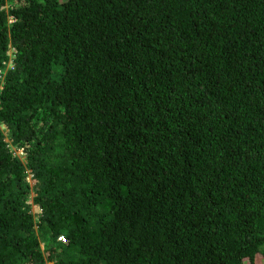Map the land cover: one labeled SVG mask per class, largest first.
I'll return each instance as SVG.
<instances>
[{"label": "trees", "instance_id": "obj_1", "mask_svg": "<svg viewBox=\"0 0 264 264\" xmlns=\"http://www.w3.org/2000/svg\"><path fill=\"white\" fill-rule=\"evenodd\" d=\"M48 263L264 264V0H0V264Z\"/></svg>", "mask_w": 264, "mask_h": 264}, {"label": "clouds", "instance_id": "obj_2", "mask_svg": "<svg viewBox=\"0 0 264 264\" xmlns=\"http://www.w3.org/2000/svg\"><path fill=\"white\" fill-rule=\"evenodd\" d=\"M10 20L13 21L12 18H11ZM12 21H11V22H12ZM16 153H17V151H16ZM18 153H20V157H25V156H23V150L18 151ZM33 214H34V213H33ZM65 240H66V238H65L64 236H61V237L59 238V241L64 242Z\"/></svg>", "mask_w": 264, "mask_h": 264}, {"label": "rangeland", "instance_id": "obj_3", "mask_svg": "<svg viewBox=\"0 0 264 264\" xmlns=\"http://www.w3.org/2000/svg\"><path fill=\"white\" fill-rule=\"evenodd\" d=\"M4 128V127H3ZM9 142V141H8ZM16 152V151H15ZM23 158V157H22ZM259 260V259H258ZM48 264H50V263H48Z\"/></svg>", "mask_w": 264, "mask_h": 264}]
</instances>
